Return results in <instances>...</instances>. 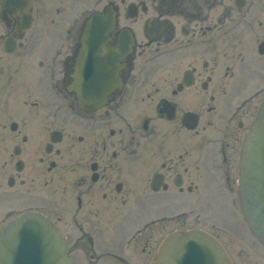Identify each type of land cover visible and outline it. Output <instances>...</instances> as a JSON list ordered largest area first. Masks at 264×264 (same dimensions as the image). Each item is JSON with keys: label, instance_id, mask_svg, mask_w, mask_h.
<instances>
[{"label": "flooded vegetation", "instance_id": "1", "mask_svg": "<svg viewBox=\"0 0 264 264\" xmlns=\"http://www.w3.org/2000/svg\"><path fill=\"white\" fill-rule=\"evenodd\" d=\"M79 1L28 0L22 15L0 0V228L38 212L74 264H151L164 232L195 220L234 264H264L239 199L264 97V0H89L77 14ZM92 15L109 31L91 94L108 89L83 104L75 76Z\"/></svg>", "mask_w": 264, "mask_h": 264}, {"label": "water", "instance_id": "2", "mask_svg": "<svg viewBox=\"0 0 264 264\" xmlns=\"http://www.w3.org/2000/svg\"><path fill=\"white\" fill-rule=\"evenodd\" d=\"M8 2L22 12L26 1ZM96 21L95 17L88 22L84 52L89 53L83 52L81 57L88 59L90 66L96 50V40L93 39V25ZM93 83L89 77L83 81L86 94L78 96L84 102V99L93 101L95 98L91 94L92 89L96 88ZM241 202L251 231L264 244V101L243 146ZM0 264H72V260L60 233L52 223L39 213H25L0 229ZM153 264L232 263L214 238L200 230H191L169 235L163 241Z\"/></svg>", "mask_w": 264, "mask_h": 264}, {"label": "rangeland", "instance_id": "3", "mask_svg": "<svg viewBox=\"0 0 264 264\" xmlns=\"http://www.w3.org/2000/svg\"><path fill=\"white\" fill-rule=\"evenodd\" d=\"M78 5H77V9H76V11H77V14H79V13H81V11L82 10H85L86 8H89L90 7V4H89V0H80L78 3H77ZM75 11V12H76ZM47 17H45V19H46ZM58 16H56L55 14H51L49 17H48V21H50V22H52V21H54V24H58ZM67 18V16L66 17H64L63 18V22L65 21V19ZM248 34V33H247ZM55 35V34H54ZM251 35H253V33H251ZM250 34H249V38L250 39H248L247 41H246V43H247V45H248V47H247V50H248V52H252L253 51V53H254V50H255V47H256V44H257V42H256V40H255V38L254 37H252ZM246 40V39H245ZM244 45H245V41H244ZM246 47V46H245ZM38 59H40V57H35V60H38ZM260 66H264V64H261ZM21 71L19 70V73H20ZM19 78H18V80H19V83H20V86H19V88L20 89H25V88H27V89H31V90H33L34 89V91H35V93H39V92H41V91H39L38 89H39V86H38V84L36 83V82H34V81H32V80H27V81H25V80H22L21 78H20V76H18ZM33 79V78H32ZM34 93V94H35ZM33 96V97H32ZM32 96H29V97H27L28 99H27V101H31L33 98H35V99H38V100H40L39 98L40 97H38V96H36V95H32ZM26 98V97H25ZM24 100V99H23ZM68 99H66V100H62V98H59V97H52L51 98V106L53 107V108H57V107H59V106H61V105H67L68 104V101H67ZM66 110H67V117L70 115V113H69V110L67 109V107H66ZM0 204H1V202H0ZM1 221V220H0ZM194 221L195 220H179V222H178V225L177 226H174L173 228H178V226H180V227H182V223L184 224V227H183V229L185 228V229H188L189 227H192V225L194 224ZM195 225V224H194ZM173 228H168L167 230H166V232H170ZM165 232V233H166ZM226 244L229 246L230 245V242L229 241H226Z\"/></svg>", "mask_w": 264, "mask_h": 264}, {"label": "bare ground", "instance_id": "4", "mask_svg": "<svg viewBox=\"0 0 264 264\" xmlns=\"http://www.w3.org/2000/svg\"><path fill=\"white\" fill-rule=\"evenodd\" d=\"M16 7V6H15Z\"/></svg>", "mask_w": 264, "mask_h": 264}]
</instances>
